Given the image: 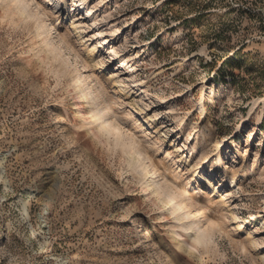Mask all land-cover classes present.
<instances>
[{"label": "rangeland", "instance_id": "obj_1", "mask_svg": "<svg viewBox=\"0 0 264 264\" xmlns=\"http://www.w3.org/2000/svg\"><path fill=\"white\" fill-rule=\"evenodd\" d=\"M257 13L264 0H0V264H264ZM188 222L210 236L178 256Z\"/></svg>", "mask_w": 264, "mask_h": 264}, {"label": "bare ground", "instance_id": "obj_2", "mask_svg": "<svg viewBox=\"0 0 264 264\" xmlns=\"http://www.w3.org/2000/svg\"><path fill=\"white\" fill-rule=\"evenodd\" d=\"M81 80L80 79H76L75 80V84L76 87L79 89V93L81 94L80 99H84L86 98V93L85 90L80 86ZM88 100V99H87ZM95 108V118H97L98 121V125L100 126V129L104 130V131H108L109 132V128L108 125L110 124V119L109 117H107L108 115V111H109V107L106 106V110L103 111L100 108H98V106L94 105L93 106ZM197 145V142L192 145L194 147L191 148V152L192 154H197L198 152V147H195ZM145 158L141 157V154L137 151H135L134 153L130 154V166L134 167L135 164L141 162V160H144ZM144 162V161H142ZM144 171L147 173L146 176V181H145V189L149 190V193L152 194L153 196H156V199L162 204L160 207H164L166 209L167 212H169L170 214H174L175 218H179V219H184L186 217H188L190 215V213H186V212H182V213H177L178 210L182 209L181 203L182 202H177L175 201L177 198V195H175V193H173L170 189L169 186L166 185V183H163L162 180L159 178L157 174V170L154 169V167H150L149 165H146V162H144L143 164L141 163ZM148 167V168H147ZM224 168V162L222 158H219L218 160H216L215 162H213L210 165V171L209 173H203V174H199L197 177L199 178V182L201 183H205L208 185H212V182H205L207 175H211L213 172H215L217 169H222ZM253 173V169L250 168L249 170L245 171V176H248L249 174ZM160 176L162 174H159ZM225 178L228 177L227 171L224 172ZM164 177V176H162ZM209 186V187H210ZM216 192V191H215ZM179 196V195H178ZM167 207V208H166ZM177 211V212H176ZM185 221V220H183ZM175 237H181L182 241H176L174 242L173 246H176V248L174 247V252L176 253V255L179 256L180 254V250L184 248L183 247V243L189 245V240L198 243V244H203L206 242V240L209 238L210 236V231L207 229H201L200 226H196L193 227V222H188V223H182L180 225V229L173 231ZM191 246V244L189 245ZM177 247L179 249H177Z\"/></svg>", "mask_w": 264, "mask_h": 264}, {"label": "trees", "instance_id": "obj_3", "mask_svg": "<svg viewBox=\"0 0 264 264\" xmlns=\"http://www.w3.org/2000/svg\"><path fill=\"white\" fill-rule=\"evenodd\" d=\"M254 10V9H253ZM264 14V13H263ZM257 15H259V17H260V21L261 22H263V24H264V19L262 18V16L260 15V13H257ZM263 28H264V25H263ZM225 62V60L223 61V63Z\"/></svg>", "mask_w": 264, "mask_h": 264}]
</instances>
